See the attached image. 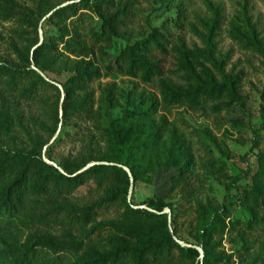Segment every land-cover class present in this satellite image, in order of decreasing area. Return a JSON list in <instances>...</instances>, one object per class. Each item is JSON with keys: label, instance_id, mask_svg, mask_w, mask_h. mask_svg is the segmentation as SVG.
I'll use <instances>...</instances> for the list:
<instances>
[{"label": "trees", "instance_id": "trees-1", "mask_svg": "<svg viewBox=\"0 0 264 264\" xmlns=\"http://www.w3.org/2000/svg\"><path fill=\"white\" fill-rule=\"evenodd\" d=\"M66 1L64 5L42 6L40 0H0V21L11 24L9 44L16 56L12 61L0 63V85L15 93L14 98L41 102L49 101L47 90L53 89L58 93L53 132L69 118H75V124L86 127L85 130L90 128L84 125L92 121L104 148L96 154L92 151L81 165L58 163L61 170L44 160V147L37 136L32 138L30 150L4 146L3 140L14 125L16 108L10 99L3 100L0 105V264H178L173 259L176 250L191 264L201 255L203 264H219L234 257L224 249L219 250L224 236L234 230L242 242L239 255L249 254L255 244L252 233L257 229L264 231V150L256 154L254 172L248 170L233 179L234 184L249 175L252 179L250 186L239 189L233 196L245 218L233 217L225 201L198 202L191 231L195 243L191 246L180 242L184 239L175 227L173 209L171 222L163 212L172 208L163 196L154 195L144 202L154 210L136 208L128 201L131 177L133 184L140 179L151 182L152 174L161 169L173 171L169 192L182 186L189 197L194 195L189 182L190 145L176 127H168L166 114L154 118L159 110L183 106L230 110L234 105H243L240 78L225 71L226 59L217 56L213 41L220 22L218 10L206 0L214 18L207 22V34H200L204 48H188L181 37L172 46L177 71L182 73L183 83L179 84L164 75L157 54L168 52L169 39L165 32L156 29L146 37L128 41L115 63L105 64L107 48L119 35L118 26L122 23L120 18L127 13V3ZM43 18L56 29L49 38L41 24ZM40 30L44 33L43 40ZM232 36L264 54V42L254 27L233 26ZM110 75L156 83L158 95L150 93L151 102L146 107L133 102L134 107L125 116L103 124L101 109L95 108L92 85ZM103 94L110 106L118 104L111 90L105 89ZM261 112L264 128V107ZM16 118L21 124L22 115L16 114ZM229 119L234 127L245 125L243 117ZM80 135L85 134L82 131ZM60 139L59 136L56 141ZM94 160L123 164L131 175L116 164H96L77 173ZM92 174L103 188L102 198L84 208L68 203L67 195ZM113 205L123 209L119 218L95 222L96 208ZM92 222H95L93 228L89 229ZM57 226L61 232L53 234ZM103 229L109 232L93 238L96 231Z\"/></svg>", "mask_w": 264, "mask_h": 264}, {"label": "rangeland", "instance_id": "rangeland-1", "mask_svg": "<svg viewBox=\"0 0 264 264\" xmlns=\"http://www.w3.org/2000/svg\"><path fill=\"white\" fill-rule=\"evenodd\" d=\"M207 1L218 10L220 18L213 37L217 56L225 57L226 72L239 76V93L243 105H234L230 110H213L211 106L198 109L183 106L172 108L170 111L159 110L154 118L157 120L161 114H166L169 120L168 127H176L178 133L190 145L192 162L189 182L194 195L189 197L187 190L182 186L169 192L170 177L173 173L170 169L154 172L151 182L144 179L137 180L132 190L129 189L131 194L128 195V201L136 208L154 210L144 204L154 195L163 196L171 203L172 208H166L163 212L168 214L171 222L173 209L174 224L178 234L184 239L182 240L184 246L195 243L191 231L196 222L198 202L205 203L210 200L215 204H222L225 201L233 217L245 218L244 211L235 203L233 196L239 189L250 186L252 179L249 175L235 184L233 179L248 170L254 172L257 167L256 154L264 150V128L261 127L263 122L261 109L264 107V54L257 49L247 47L243 42L239 43L232 36L233 26L239 24L242 29L251 26L257 30L264 42V0ZM40 2L42 6L67 3L66 0H40ZM116 2L127 3L128 9L126 15L120 18L122 23L118 26L119 35L107 48L105 64L113 65L128 41L146 37L156 29L165 32L169 39L168 52L157 54L164 75L175 83L182 84V73L177 71L176 55L171 48L178 43V37L184 40L188 48L205 47L200 34H207V22L214 18V12L207 6L206 0H116ZM110 11L114 12L115 9ZM45 18L42 19L41 24L44 26L46 38H49L56 29L51 23L45 22ZM11 29L9 22L0 21V63L12 61L16 57L9 44ZM43 38V30H40V39ZM92 89L95 108L100 107L103 124L125 116L126 112L134 107L133 102L142 108L146 107L151 102L150 93L158 95L156 83H145L140 78L126 75L104 76L100 82L92 85ZM105 89L111 90L118 99L116 106H110L105 100L103 94ZM13 94L15 93L0 85V105L5 98H8L12 107L16 108L13 114L14 125L9 131V136L3 140L4 146L30 150L32 138L37 136L44 147L42 150L44 160L57 165L63 162L81 165L92 151L96 154L98 150L104 148V143L99 141L94 131L92 121L84 125L90 128L85 130L86 127L75 124V118H69L66 122L60 123L58 130L53 132L56 123L55 102L58 100V93L53 89L47 90L48 102L14 98ZM63 96L64 94L62 99ZM16 114L22 115V125L17 123ZM236 116L243 117L244 126L238 128L231 125L233 121L229 118ZM61 117L60 115L59 118ZM82 131L85 134L83 136L80 135ZM59 136L61 139L56 141ZM90 164L91 166L116 164L128 172L123 164L94 160L77 173L84 171V168ZM133 181L131 177V184ZM102 196L103 188L92 174L67 195L66 201L77 208H84L99 201ZM122 210L120 206L114 205L96 208L95 222L117 219ZM95 222L88 224V228L92 229ZM60 230L61 227L57 226L52 233L60 234ZM108 232V229H103L96 231L92 236L98 239ZM236 234L235 230L227 233L219 248V250L224 249L227 254H233V259L219 264H264V231L257 229L252 233L253 235L251 234V238L255 241L254 247L249 254L242 257L239 255L242 242ZM202 258L203 255L195 264H203ZM173 259L178 264H191V261L177 250L174 251Z\"/></svg>", "mask_w": 264, "mask_h": 264}, {"label": "water", "instance_id": "water-1", "mask_svg": "<svg viewBox=\"0 0 264 264\" xmlns=\"http://www.w3.org/2000/svg\"><path fill=\"white\" fill-rule=\"evenodd\" d=\"M62 5H64V4H62ZM59 86H60V85H59ZM53 164H54L55 166L59 167L57 164H55V163H53ZM91 165H92V164L86 166V167L84 168V170L88 169ZM59 168H60V167H59ZM125 168L128 170L129 174L131 175L129 169H128L127 167H125ZM60 169H61V168H60ZM61 170H62V169H61ZM132 187H133V183L131 184V188H130L131 190H132ZM131 190H130V193H129V194H131ZM180 242H181L182 245L184 244L182 241H180ZM198 248H199L200 252H203V250H202L201 247H198Z\"/></svg>", "mask_w": 264, "mask_h": 264}]
</instances>
